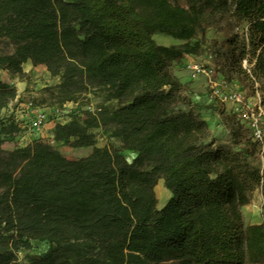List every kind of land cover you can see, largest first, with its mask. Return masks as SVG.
Returning a JSON list of instances; mask_svg holds the SVG:
<instances>
[{"label": "trees", "instance_id": "16d2710c", "mask_svg": "<svg viewBox=\"0 0 264 264\" xmlns=\"http://www.w3.org/2000/svg\"><path fill=\"white\" fill-rule=\"evenodd\" d=\"M224 13L247 28L245 40H229L228 71L264 81V0H0V69L22 77L30 60L67 94L86 80L121 103L55 123V141L93 147L77 159L43 139L2 148L21 127L13 114L0 118V264H18L33 240L49 247L27 264H264V223L245 225L242 211L260 170L243 149L207 142L206 119L175 109L172 62L196 54ZM16 96L0 79V112ZM107 127L122 149L96 145ZM160 179L170 191L162 207Z\"/></svg>", "mask_w": 264, "mask_h": 264}, {"label": "rangeland", "instance_id": "374dc122", "mask_svg": "<svg viewBox=\"0 0 264 264\" xmlns=\"http://www.w3.org/2000/svg\"><path fill=\"white\" fill-rule=\"evenodd\" d=\"M180 1L184 2V0ZM246 31L245 22L238 20L230 13H224L217 18L216 23L205 34H200L197 37L201 43L199 51L196 54L186 56L205 61L208 59V55L212 54L213 57L208 65L215 68L217 75H229L233 77L236 83L243 87L247 95L254 94L258 89L264 99V81L262 79H250L245 74L238 76L228 71L230 60L226 59L224 53L229 49V40L238 38L242 42L243 39L245 40L247 38ZM154 38L158 43L165 45L182 43V41L165 33H155ZM244 60L242 61L243 67L247 68L250 73L251 63L247 61L246 67ZM185 62L186 60L183 57L172 62L170 67L171 71L182 83L178 100L175 103V109L184 111L191 110L199 118L206 119L210 128V137L207 142L213 141L215 145H224L234 151L243 149L242 151L250 165L260 170L263 180L249 192V202L242 207V211L245 225L264 223V143L255 141L250 128L234 117L230 111L229 104L222 103L219 99L213 97L205 76H200L197 79H191L189 77V72L184 68ZM41 67H38L34 75L28 74L20 77L23 88L20 90L18 101L14 100L8 110L0 112V118L8 116L9 114H13L16 117L15 114L19 115L21 104L29 100H33L35 104L47 109L51 113L56 108L61 109L67 101H71L69 98H76L82 103L92 102L95 107H117L121 104L110 91L103 87H95L86 82V80L81 82L87 86L81 88L80 91L74 94H67L68 92L63 90L59 85V76H53L47 68H44L45 66ZM9 75L12 77L10 73ZM65 115L63 114L61 117ZM235 118L238 121L237 123L242 125V134L239 137L234 136L230 128V124ZM112 129V127L96 129V141L101 146L107 145L112 148L122 149L121 140L119 137L113 136ZM50 132L51 129L45 126L35 131L30 130L28 127H21L18 135L3 140L1 147L4 149H14L18 146L28 145L34 139H43L53 144L63 155L70 159H77L89 154L90 149L87 147H74L66 141H55L50 136ZM25 136L28 137L25 138ZM122 151L129 160L133 158V152ZM156 192L158 206L162 207L170 197V191L166 188L164 181L159 180L156 186ZM48 247L49 243L46 241L33 240L31 249L18 252V264H27L32 256L45 252Z\"/></svg>", "mask_w": 264, "mask_h": 264}, {"label": "built area", "instance_id": "2783aa9c", "mask_svg": "<svg viewBox=\"0 0 264 264\" xmlns=\"http://www.w3.org/2000/svg\"><path fill=\"white\" fill-rule=\"evenodd\" d=\"M213 57L208 55L205 61L198 59H189L185 62L184 68L189 72L191 79H197L200 76L207 78L213 97L219 99L222 103L230 105V111L242 123L246 124L252 131L253 138L258 143H264V99L257 89L254 94L247 95L242 86L236 81H228L223 76L216 73L215 68L208 64ZM245 66L247 60H244ZM247 67V66H246ZM18 95L16 101H18ZM97 107L92 102L82 103L81 101H67L63 107L48 111L35 104L33 100L22 103L19 115L15 118L20 127H28L30 130H40L49 122L69 121L72 115L76 114L81 119L88 113H94ZM63 114H66L64 117ZM69 114V115H68Z\"/></svg>", "mask_w": 264, "mask_h": 264}, {"label": "crops", "instance_id": "0c3cea01", "mask_svg": "<svg viewBox=\"0 0 264 264\" xmlns=\"http://www.w3.org/2000/svg\"><path fill=\"white\" fill-rule=\"evenodd\" d=\"M184 59L187 61L189 59H193V57L191 56H185ZM41 66H45V65H34L32 63V61L28 60L27 62H25L23 64V71H24V75H28V74H32L34 75L35 71L39 68H42ZM46 68V66L44 67ZM0 79L10 83V84H14L17 88V95L20 96V90L23 88L22 87V82L20 81V76L15 75V76H10L9 73L6 70L0 69ZM10 107V106H9ZM8 110V109H6ZM55 126V122H50L48 124L45 125L46 128H50L51 132L49 133L50 136L53 138V128ZM28 136H25V138ZM97 146H101L99 143L96 144ZM90 149L89 153L92 152L93 147H87ZM160 181H163V179H160Z\"/></svg>", "mask_w": 264, "mask_h": 264}]
</instances>
